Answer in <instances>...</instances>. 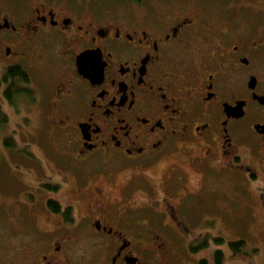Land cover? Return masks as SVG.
<instances>
[{
  "label": "flooded vegetation",
  "instance_id": "af4514ba",
  "mask_svg": "<svg viewBox=\"0 0 264 264\" xmlns=\"http://www.w3.org/2000/svg\"><path fill=\"white\" fill-rule=\"evenodd\" d=\"M19 1L0 4V96L15 114L32 96L17 115L61 146L22 174L23 210L2 208L16 236L3 264H187L209 214L264 232L262 1ZM14 66L30 83L9 99Z\"/></svg>",
  "mask_w": 264,
  "mask_h": 264
},
{
  "label": "rangeland",
  "instance_id": "374dc122",
  "mask_svg": "<svg viewBox=\"0 0 264 264\" xmlns=\"http://www.w3.org/2000/svg\"><path fill=\"white\" fill-rule=\"evenodd\" d=\"M124 0H104L106 3H116L122 2ZM203 1L204 4H215L225 3L227 0H199ZM232 0H228L230 2ZM253 4H257L260 1L264 3V0H249ZM19 0H0V4L7 11H12ZM170 3H175V0H168ZM179 2H184V4H191L192 0H179ZM146 4L156 3V0H145ZM250 3V2H249ZM261 8L257 9L262 15H264V4L259 5ZM263 8V9H262ZM34 77V84L37 82L38 77L32 72ZM0 103L4 110L9 115V123L3 128L1 132L0 139V248L4 245L12 246L14 245L15 235L11 230H13L11 217L10 219L3 218V206H10L14 214H18L20 208V202H23L24 198L28 199V193L30 189V181L22 177L25 171L32 168H39L40 164L46 163L51 166L53 159L56 154V150L59 149L61 145L56 139L54 134H51L47 130V124L41 122L39 118L22 119L17 114L27 115L30 114L32 109L33 100L32 97L22 96L19 102V112L13 113L11 109L3 105V100L0 96ZM33 115V114H32ZM7 137H12L15 141L14 146L6 147L4 140ZM155 183H160L163 179V171L161 168H154L150 174ZM193 185L194 187L199 186ZM159 189L158 185L156 186ZM138 194L137 202L139 205L143 206L144 200L141 198L143 194L140 192ZM66 199H71V195L68 194ZM210 211H208V214ZM25 215V214H24ZM23 215V216H24ZM3 216V217H2ZM13 219V218H12ZM210 228V233L207 235V241L209 245L207 247L201 248L199 252H188L187 250L181 251L185 255L187 264H201L202 261L208 260L206 264H214L213 257L214 251L217 249H222L225 252V259L223 264H238L237 259L233 258V254L228 249L227 244L231 241L242 239L245 241V248L254 247L259 249V251L254 254L253 264H264V232L255 235L248 232V230H242L239 228L237 214H227L223 217L215 218V215L209 214V218L203 224ZM8 228H11L8 229ZM187 239L193 238L198 235L199 231H193L187 227ZM215 237H221L224 239L222 243L215 242ZM4 251H0V264H3V254ZM247 264V262H243Z\"/></svg>",
  "mask_w": 264,
  "mask_h": 264
},
{
  "label": "trees",
  "instance_id": "16d2710c",
  "mask_svg": "<svg viewBox=\"0 0 264 264\" xmlns=\"http://www.w3.org/2000/svg\"><path fill=\"white\" fill-rule=\"evenodd\" d=\"M225 3H228V0ZM7 75H9L11 77V79L13 80V83L11 84L10 89H7V91H6V95L9 99H11V93L13 90V86H15V85L17 86L18 81L21 83V88H20L19 92H21V91L23 92L25 90L23 85L30 83V73L21 66H14V67L9 68ZM7 123H9V115L4 110L3 106L0 103V139H1V132ZM4 144L6 147H11V146H14L15 141L12 137H7L4 140ZM214 240L217 243H222L224 241V239H222L221 237H215ZM241 243H243V242L242 241H233V242L231 241V242H229V246L233 252L232 256L234 258L239 259V258H247L248 257L246 252L240 251V244ZM204 244H205L204 247H207L209 245V242L206 240V241H204ZM199 247H201V246H199ZM199 247H193L192 252L199 251L200 250ZM224 259H225V252L222 249H217L214 251V257H213L214 264H223ZM206 262L207 261L204 260L203 262H201V264H206Z\"/></svg>",
  "mask_w": 264,
  "mask_h": 264
}]
</instances>
